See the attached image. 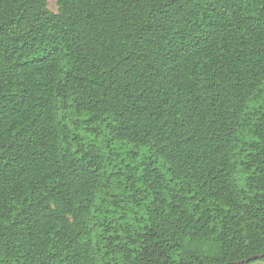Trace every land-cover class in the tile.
<instances>
[{"label":"trees","instance_id":"obj_1","mask_svg":"<svg viewBox=\"0 0 264 264\" xmlns=\"http://www.w3.org/2000/svg\"><path fill=\"white\" fill-rule=\"evenodd\" d=\"M56 4L0 0V264L263 261L264 0Z\"/></svg>","mask_w":264,"mask_h":264},{"label":"rangeland","instance_id":"obj_2","mask_svg":"<svg viewBox=\"0 0 264 264\" xmlns=\"http://www.w3.org/2000/svg\"><path fill=\"white\" fill-rule=\"evenodd\" d=\"M57 0H49V8L51 11L56 12L57 11ZM251 264H264V260H259L257 262L251 263Z\"/></svg>","mask_w":264,"mask_h":264},{"label":"water","instance_id":"obj_3","mask_svg":"<svg viewBox=\"0 0 264 264\" xmlns=\"http://www.w3.org/2000/svg\"><path fill=\"white\" fill-rule=\"evenodd\" d=\"M261 258H264V254H263V255H260V256H258V257H256V258H253V259H261ZM246 262H248V261H246ZM239 264H244V262H241V263H239Z\"/></svg>","mask_w":264,"mask_h":264}]
</instances>
